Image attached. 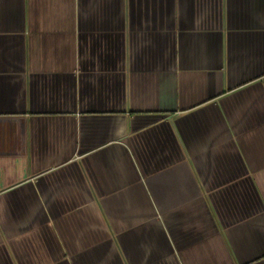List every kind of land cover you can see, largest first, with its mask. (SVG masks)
Returning <instances> with one entry per match:
<instances>
[{
  "label": "crops",
  "instance_id": "1",
  "mask_svg": "<svg viewBox=\"0 0 264 264\" xmlns=\"http://www.w3.org/2000/svg\"><path fill=\"white\" fill-rule=\"evenodd\" d=\"M0 264H264V0H0Z\"/></svg>",
  "mask_w": 264,
  "mask_h": 264
}]
</instances>
